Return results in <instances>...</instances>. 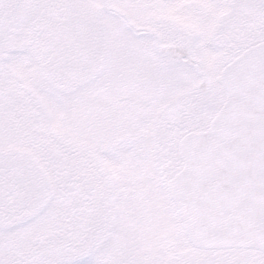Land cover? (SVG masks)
I'll return each instance as SVG.
<instances>
[{"label": "snow or ice", "instance_id": "snow-or-ice-1", "mask_svg": "<svg viewBox=\"0 0 264 264\" xmlns=\"http://www.w3.org/2000/svg\"><path fill=\"white\" fill-rule=\"evenodd\" d=\"M0 264H264V0H0Z\"/></svg>", "mask_w": 264, "mask_h": 264}]
</instances>
